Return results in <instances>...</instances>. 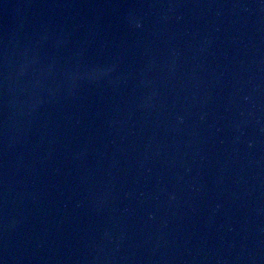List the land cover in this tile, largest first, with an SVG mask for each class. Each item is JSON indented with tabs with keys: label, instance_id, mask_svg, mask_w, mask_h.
<instances>
[{
	"label": "water",
	"instance_id": "obj_1",
	"mask_svg": "<svg viewBox=\"0 0 264 264\" xmlns=\"http://www.w3.org/2000/svg\"><path fill=\"white\" fill-rule=\"evenodd\" d=\"M0 264H264V0H0Z\"/></svg>",
	"mask_w": 264,
	"mask_h": 264
},
{
	"label": "clouds",
	"instance_id": "obj_2",
	"mask_svg": "<svg viewBox=\"0 0 264 264\" xmlns=\"http://www.w3.org/2000/svg\"><path fill=\"white\" fill-rule=\"evenodd\" d=\"M137 26H139V25H137Z\"/></svg>",
	"mask_w": 264,
	"mask_h": 264
}]
</instances>
